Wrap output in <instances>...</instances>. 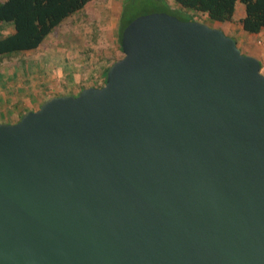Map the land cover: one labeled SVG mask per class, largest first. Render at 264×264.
Segmentation results:
<instances>
[{
    "label": "water",
    "instance_id": "1",
    "mask_svg": "<svg viewBox=\"0 0 264 264\" xmlns=\"http://www.w3.org/2000/svg\"><path fill=\"white\" fill-rule=\"evenodd\" d=\"M104 84L0 123V264H264V74L220 29L134 17Z\"/></svg>",
    "mask_w": 264,
    "mask_h": 264
},
{
    "label": "rangeland",
    "instance_id": "2",
    "mask_svg": "<svg viewBox=\"0 0 264 264\" xmlns=\"http://www.w3.org/2000/svg\"><path fill=\"white\" fill-rule=\"evenodd\" d=\"M242 9V4H235L233 21ZM153 11L215 25L172 0H90L55 26L37 48L0 58V123H13L22 105L27 111L36 110L51 96L75 95L80 87L101 86L103 70L122 57L117 43L120 12L129 18ZM254 38V46L259 45L256 41L264 42V36ZM260 72L264 74V69Z\"/></svg>",
    "mask_w": 264,
    "mask_h": 264
},
{
    "label": "trees",
    "instance_id": "3",
    "mask_svg": "<svg viewBox=\"0 0 264 264\" xmlns=\"http://www.w3.org/2000/svg\"><path fill=\"white\" fill-rule=\"evenodd\" d=\"M89 1L0 0V58L37 48L55 26ZM172 2L181 8L198 12L212 21L220 22L232 21L235 4L240 3L243 11L236 19L239 28L247 33L264 30V0H172ZM175 17L179 20L191 21ZM133 18L134 16L125 18L120 12L117 20V43L120 50L122 29ZM107 68L108 66L103 70L101 86L104 84ZM83 88L86 87H80L78 92ZM27 110L22 105L18 109L20 114L14 122Z\"/></svg>",
    "mask_w": 264,
    "mask_h": 264
},
{
    "label": "crops",
    "instance_id": "4",
    "mask_svg": "<svg viewBox=\"0 0 264 264\" xmlns=\"http://www.w3.org/2000/svg\"><path fill=\"white\" fill-rule=\"evenodd\" d=\"M241 16V15H240ZM238 16V17H240ZM215 22V23H214ZM214 27L220 29L225 35L229 37H233L235 44L240 46L245 54L255 57L260 63V71L264 69V42L256 41L259 45L254 46L253 37L254 39H258L257 37H263L264 30H261L257 33H247L242 31L238 24L235 21H213ZM10 31V29H8Z\"/></svg>",
    "mask_w": 264,
    "mask_h": 264
}]
</instances>
